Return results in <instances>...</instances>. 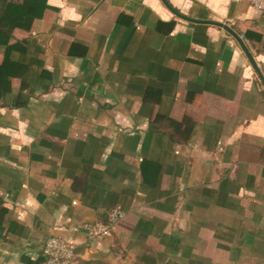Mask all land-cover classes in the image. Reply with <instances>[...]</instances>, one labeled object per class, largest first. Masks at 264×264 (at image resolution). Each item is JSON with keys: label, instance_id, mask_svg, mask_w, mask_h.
<instances>
[{"label": "crops", "instance_id": "obj_1", "mask_svg": "<svg viewBox=\"0 0 264 264\" xmlns=\"http://www.w3.org/2000/svg\"><path fill=\"white\" fill-rule=\"evenodd\" d=\"M166 2L46 0L14 30L0 264L40 261L52 236L76 264H264V11ZM115 208L113 235L87 244Z\"/></svg>", "mask_w": 264, "mask_h": 264}, {"label": "trees", "instance_id": "obj_2", "mask_svg": "<svg viewBox=\"0 0 264 264\" xmlns=\"http://www.w3.org/2000/svg\"><path fill=\"white\" fill-rule=\"evenodd\" d=\"M46 0H23L15 3L0 0V46L5 47V56L0 64V83L2 78L21 77L26 67L13 61L10 56L18 45H12L11 39L15 29L30 30L36 19L42 18L47 9Z\"/></svg>", "mask_w": 264, "mask_h": 264}, {"label": "built area", "instance_id": "obj_3", "mask_svg": "<svg viewBox=\"0 0 264 264\" xmlns=\"http://www.w3.org/2000/svg\"><path fill=\"white\" fill-rule=\"evenodd\" d=\"M233 3L248 2L257 11H264V0H230ZM125 213L118 208L110 211L106 220L95 223H85L83 232L87 244L99 243L111 237ZM77 245L58 236L47 239L43 256L40 261L32 264H76Z\"/></svg>", "mask_w": 264, "mask_h": 264}, {"label": "water", "instance_id": "obj_4", "mask_svg": "<svg viewBox=\"0 0 264 264\" xmlns=\"http://www.w3.org/2000/svg\"><path fill=\"white\" fill-rule=\"evenodd\" d=\"M166 4H167V2H166V0H163ZM168 5V4H167Z\"/></svg>", "mask_w": 264, "mask_h": 264}]
</instances>
